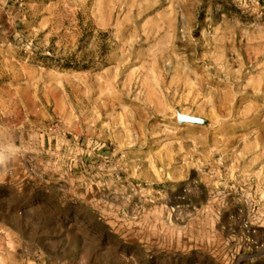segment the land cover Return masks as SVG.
Instances as JSON below:
<instances>
[{"label": "rangeland", "instance_id": "obj_1", "mask_svg": "<svg viewBox=\"0 0 264 264\" xmlns=\"http://www.w3.org/2000/svg\"><path fill=\"white\" fill-rule=\"evenodd\" d=\"M0 128V264H264V0H0Z\"/></svg>", "mask_w": 264, "mask_h": 264}, {"label": "crops", "instance_id": "obj_2", "mask_svg": "<svg viewBox=\"0 0 264 264\" xmlns=\"http://www.w3.org/2000/svg\"><path fill=\"white\" fill-rule=\"evenodd\" d=\"M91 201L93 200L84 199L83 204L82 202L79 204L85 208L87 214L91 213L92 215L95 216V212H93L90 208L92 207ZM86 203H89V204H86ZM36 211L37 209L35 208V213ZM150 214H151V211L148 212L147 218H145L143 221L147 222L146 220H150L151 219ZM132 224L130 225H132L133 227L125 226L126 228L125 227L120 228L121 226L120 225L118 227L116 226V228L114 229H110V232L113 233L111 236L115 239L113 241L116 242L115 245L112 247L113 242H111L110 240L108 241L109 249L113 248V252L115 253V258L113 259V261L115 262L114 264H134L137 260L144 261L145 254H147V252H149L150 249H152V247L155 246L156 248L158 247V249H164V246L162 243H160V241H157L156 243V240L154 239L155 235H153L150 232L149 226L147 228H143V226L137 227V226H134V223ZM109 249L106 248L105 250H103L102 254L106 255L105 253L109 251ZM167 249L168 251L167 250L165 251L171 254V258H169L168 255H165L169 259V262H177L179 260L183 261L184 257H180L178 253L173 252L175 251L174 250L175 248L173 249L167 248ZM175 255L177 257H175ZM45 260L47 263H49L50 256L46 255Z\"/></svg>", "mask_w": 264, "mask_h": 264}, {"label": "clouds", "instance_id": "obj_3", "mask_svg": "<svg viewBox=\"0 0 264 264\" xmlns=\"http://www.w3.org/2000/svg\"><path fill=\"white\" fill-rule=\"evenodd\" d=\"M24 151V147L16 139L10 138L0 128V175L8 174L14 163L24 154Z\"/></svg>", "mask_w": 264, "mask_h": 264}, {"label": "water", "instance_id": "obj_4", "mask_svg": "<svg viewBox=\"0 0 264 264\" xmlns=\"http://www.w3.org/2000/svg\"><path fill=\"white\" fill-rule=\"evenodd\" d=\"M178 120L179 121H186V122H196L197 119L192 117V116H188V115H184V114H178Z\"/></svg>", "mask_w": 264, "mask_h": 264}]
</instances>
